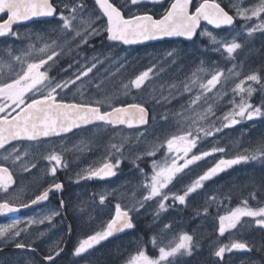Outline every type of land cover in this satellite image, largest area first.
Instances as JSON below:
<instances>
[{"label": "snow or ice", "instance_id": "1", "mask_svg": "<svg viewBox=\"0 0 264 264\" xmlns=\"http://www.w3.org/2000/svg\"><path fill=\"white\" fill-rule=\"evenodd\" d=\"M144 2L145 0H124L118 6L115 0H94L98 10L94 7L86 12L87 5L83 3V0H0V14H2L0 15V38L13 37L21 39V33L14 30V26L23 22L49 23V21H39L34 18H52L57 21V25L52 27L50 32L48 29H42L38 32L25 34L24 38L30 41L27 44L29 51L25 55H31L35 51L39 54V59L28 62L26 67H23L21 57L15 56L14 59L22 64L21 70L14 77L0 79V150L8 153L3 157L4 160H8L10 157H14V162L22 159L21 142H40L41 138L60 136L62 133H68L83 126H99L102 124L110 127L126 125L128 128H133L148 124V110L142 103L120 102L118 96L106 95L103 100L95 103H65L63 100H58L57 97L60 93L70 89L71 85H75L82 78L88 77L97 68L98 64L103 63L94 56L90 66L88 63L80 65L78 71L74 74V78L56 81L48 76L47 70L41 71V69L46 65L51 68L57 62L65 47L68 48V54L70 55L73 44L76 49H81L83 46L88 45L92 38L100 36L102 33L107 34L109 41L120 42L124 45L139 44L165 37H183L194 42V38L199 36L208 41V44L212 46V51H222L227 53L229 58H233V54L242 47L241 43L237 42L236 36L229 33L232 36L229 40L227 36H218L212 30L202 29V21L207 22L214 29H222L225 26H232L236 17L246 21L256 18L261 22L248 27V35L251 36L257 30H264V0H259L258 3L247 8L232 5L235 8V16L230 15L229 11H226L218 0H171L169 7L164 9L159 18L146 11L142 14L131 12L129 6H138ZM151 2L159 3L161 0H151ZM193 5H195L194 10ZM125 9L129 12L127 17ZM104 18H106V26L99 23ZM198 29H200L199 32ZM33 35H35L37 41L43 43L42 47L37 48L36 44L31 42ZM51 35H55L57 39H51L49 43L45 37ZM59 38H63V44H58ZM57 47L60 48L59 52L56 51ZM8 54L11 55V52L9 51ZM167 55L169 57L173 56L174 51L168 52ZM50 61L51 64H49ZM203 65L204 62L201 61V67L197 71L207 73L208 70ZM9 67L11 66L9 65ZM71 67L72 65L69 64V68ZM153 67L140 72L128 84H124L123 94L127 95L131 88L142 89L145 82L149 80ZM64 71H67V69ZM229 75L239 76V73H235L230 69ZM198 79L197 73L194 72L191 83H185L183 91L190 93L192 87L197 84ZM222 79H227V77H224L223 70L218 69L212 72L206 83L199 84L201 91L190 98L189 108L192 109L202 98H206L207 93L212 92L218 84L222 83ZM246 81L260 84L262 78L258 74L252 73L235 84L232 89L233 99L229 101L232 108L221 118L222 127L224 128L237 125L243 120L252 121L257 117L264 116V103L254 106L249 102V98L255 89L251 85L245 87ZM99 86L98 84L97 88ZM236 95H240L239 103H236L234 99ZM163 99L168 100L169 98L164 97ZM214 115L213 104H208L202 112L194 111V115L186 118L187 127L180 128V134L171 135L170 138L157 144L151 150L137 154L133 163L143 159L144 156L154 157L157 151L166 148L163 161L153 159L150 177L144 169H139L145 180L143 187L146 194L143 195L142 199L131 208H124L117 203L115 205V215L100 230L94 231L91 235L80 240L74 248L73 254L80 256L95 245L112 237L115 233L134 229L135 224L131 213H138L148 201H157L156 216L158 217L160 212L174 207L176 202L185 205L190 194L196 193L198 189L203 188L206 181L211 180L234 165L258 159L264 161V143H262L254 151L249 152L246 149L244 154H236L230 158H219L202 174L196 175L195 179L183 188L182 194L179 191L173 192L169 186L173 185L174 180L178 179V174L184 173L187 175L185 170L191 171L190 166L204 161L215 153L226 152L225 147L218 145H213L209 150H200L198 147L205 137L213 136L214 132L221 131L219 127L205 128L201 126L200 122L209 121ZM162 118L167 119L166 116ZM201 133H203V136H201ZM139 136H143V133H139L138 138ZM13 142L18 143L13 144ZM6 146L9 147L6 148ZM123 147V143L119 145L112 144L111 148L118 155L114 156L110 152L98 167L90 166L86 170L78 172L76 174L77 181L93 178L103 180L115 176L117 169L123 162ZM194 149L197 151L194 152ZM24 154L27 155L26 148H24ZM43 159L49 161L51 166L48 168V172L53 178L56 177L60 167L67 166L62 161L61 154L55 151H50L43 156ZM22 167L27 172L30 171V167L35 168L36 164L32 163L30 167L24 164ZM12 184V173L7 167L0 165V190L4 194H8ZM63 187V183L56 182L53 179L48 187L39 191L35 198L28 203L16 204L6 196L0 197L3 200V202H0V215L14 213L19 211L20 208L48 201L50 193L61 191ZM108 195V193L99 194L101 204L105 202ZM169 201L171 203H168ZM242 204L243 206H238L225 215L219 216L218 232L220 236H224L226 232L232 229H237L238 225L243 227L242 218L244 217L252 218L256 226L264 229V207H249L247 200H244ZM64 207V201L61 199L60 208ZM204 211L207 212V207L204 208ZM59 215H61L60 210L53 209L39 219L29 218L25 222L18 219L14 220L12 223L0 226V239L13 241L16 248H29L35 253V248L18 241L17 238L22 233L27 232L31 225L43 224L45 221L51 223L53 218ZM22 223L24 224L23 227H21ZM168 227L169 225H165V228ZM40 235L43 236V233L41 232ZM192 242L193 237L191 235L182 233L174 246H160L157 258L150 257L145 250L140 248L134 255L130 256L126 264H171L170 257H175L182 251L191 253ZM151 243L153 246L157 245L155 237L151 239ZM233 250L251 249L248 243L240 239H233L228 244L220 245L214 255L223 259L226 252H232ZM61 251L63 249L55 251V256H59ZM54 258L51 253L44 257L45 260L53 262V264ZM28 264H34V262L30 260Z\"/></svg>", "mask_w": 264, "mask_h": 264}, {"label": "flooded vegetation", "instance_id": "2", "mask_svg": "<svg viewBox=\"0 0 264 264\" xmlns=\"http://www.w3.org/2000/svg\"><path fill=\"white\" fill-rule=\"evenodd\" d=\"M170 2L171 0H164L161 5L156 6L161 10L160 14L169 7ZM218 2L221 3V6L226 11H229L230 15L235 16V8L230 6L229 0H218ZM42 21H49V23L31 22L16 26L14 30L19 31L31 25L45 26L50 24L53 19ZM260 22L256 18L246 21L236 17L231 28L214 29L204 22H201V28L212 30L218 36H226L228 32L233 30L241 32L242 28L248 25H257ZM199 31L200 29H198ZM255 33L256 41L253 42L258 46L252 45V49H255L253 56H244L243 52L249 47L250 36L245 35L246 33L244 34L242 31L237 39V42L241 43L242 47L239 49V54L234 61L248 64V68L250 66L258 68L257 74L260 72L258 75L263 77V83L257 89L254 88V94L250 97L249 102L254 106H259L264 103V30H257ZM244 37L247 38L241 42ZM11 38H0V44L10 41ZM101 39L103 40V37ZM102 40H100L99 36L92 38L88 45L77 49V56L66 55L65 49L67 47H65L62 56L50 69L52 72H47L48 76L56 81H59L60 77L65 79L74 78V74L78 71L80 65L88 63L90 66V63L93 62L92 57L95 55V57L103 61L102 64H105L108 61L107 57L100 58L97 55L101 44H106ZM158 46H165L174 51L173 56L167 59L164 58L165 60H161L160 63L162 66L167 65L178 73L180 72L178 78L183 77L192 80L194 72L197 73V76L201 74L210 76L212 73L211 64L228 60L224 52L223 54L202 53V49H208L211 46L205 38L199 36L194 38V42L184 40L164 41L150 47ZM105 47L106 45L103 46V48ZM256 47L260 49V52ZM201 59H204V63L205 60L209 62L210 66H205L208 70L207 73L197 71L201 67V63H199ZM77 61L79 63H76ZM69 64L72 65L71 68H69ZM65 69L67 71H64ZM97 71V68L94 69L88 77L77 81L75 85H71L70 89L60 93L57 99L63 100L65 103H95L103 100L106 95H111L114 89L108 86L111 82L110 79L104 78L103 84H101ZM0 79L2 78L0 77ZM98 84L100 85L99 88H97ZM115 92L116 90L113 95ZM190 98L191 96L189 95L187 103L178 104L175 109L178 111L185 110L189 106ZM118 128L127 129L125 127H110L102 124L99 126L89 125L60 136L41 138L40 142H21L22 159L15 162L14 157L4 160L3 157L8 155V153L0 150V165L7 167L13 175V184L9 189V193L4 194L0 190V197L6 196V198L13 200L16 204L28 203L35 198L39 191L48 187L53 179L64 185L61 191L50 193L48 201L20 208L19 211L14 213L0 215V226H2L17 219L22 222L27 221L29 218L39 219L53 209H59L61 212V215L54 217L51 223L45 221L43 224H33L28 228L27 232L22 233L17 238L18 241L35 248V253L29 248H16L13 241L0 239V264H28L30 260L34 264H53V262L44 259L50 253L55 257L54 264H126L130 256L134 255L140 248L155 259L159 256L158 249L160 246H174L175 243L169 242L168 235L181 222L188 223V234L193 237L192 251L190 254L182 251L175 257H170L171 264H179L181 255L185 256V254L190 257L189 264H264V229L256 226L252 218H242L244 226L238 225L237 229L226 232L224 236H220L218 232L219 216L225 215L228 211L238 206H243L242 202L244 200L248 201L249 207H264V169L257 167L253 163L250 166L238 164L231 169L225 170L216 183L212 184L211 182L207 185L208 181H206L203 188L198 189L196 193L190 194L186 199L185 205H180L176 202L174 207L161 212L158 217L156 216V211L149 212L150 210L146 211L143 208L138 213H131L135 224L134 229H127L123 234L109 237L80 256L74 255V248L80 240L91 235L94 231L100 230L115 215V205L117 203H120L124 208H131L137 204L140 200L139 197L142 195L141 188L138 187L139 181L135 182L136 176L139 177V175L137 174L133 177L132 174L123 173L125 171L121 168L122 163L117 169V174L113 177L103 180L93 178L77 181L76 174L78 172L86 170L90 166L98 167L101 164L99 159H97L98 148L91 147L93 139L99 138L101 129L109 133ZM16 143L18 142H13V144ZM132 146L135 150L140 147L136 142H131L125 144L123 150H132ZM198 146H202L201 143ZM24 148L27 149V155L24 154ZM199 149L206 150L201 147ZM50 151L61 154L62 161L67 165L58 169L55 178L48 172V168L51 166L49 161L43 159V156ZM162 151L163 149L154 157L143 158L135 163L132 161H123V163L127 165V168L129 167L128 171L139 165V168H144L148 174L150 170L145 168V164H152L153 159L157 161L164 159ZM193 151L197 150L194 149ZM210 157L204 161L197 162L196 165L190 166L191 171L186 169L185 172L188 173V178L184 173L178 174V179L173 181L175 186H169L172 191H179L182 194L181 183L189 184L195 179L196 174L206 168V163ZM32 163L36 164L35 168L30 167ZM52 163L54 164L55 162ZM24 164L30 167V171L26 172L23 170L22 165ZM148 176L150 177L151 175L148 174ZM126 183L128 187L121 188V184ZM100 193L109 194L103 204L99 200ZM213 197L215 198L214 200L212 199ZM61 199H63L65 204L62 209L60 208ZM154 201L156 200L148 203ZM0 202H3V200L0 199ZM168 203H171V201ZM205 207H207V212L204 211ZM165 225H169V227L165 228ZM23 226L24 224L22 223L21 227ZM41 232L43 236L40 235ZM153 237L157 240L156 246L151 243ZM233 239H240L248 243L251 250L226 252L223 259L214 255L220 245L228 244ZM59 249H63V251L60 252L59 256H55V251Z\"/></svg>", "mask_w": 264, "mask_h": 264}, {"label": "rangeland", "instance_id": "3", "mask_svg": "<svg viewBox=\"0 0 264 264\" xmlns=\"http://www.w3.org/2000/svg\"><path fill=\"white\" fill-rule=\"evenodd\" d=\"M238 1V2H237ZM124 0H115V3L119 6L121 3H123ZM230 6L237 5L241 8H247L251 7L252 5L259 2V0H229ZM83 3L87 5L86 12L88 10L93 9L94 7L98 10V7L95 6L94 0H83ZM131 8L132 13L142 14L143 12H148L149 14H153L155 17H159L161 15V10L158 9L156 6L151 5H140V6H129ZM125 15L129 14L128 10L125 9ZM102 25L106 26V19L104 18L102 21H100ZM257 23V22H256ZM57 25V21L53 20L50 24L45 26H39V25H31L28 26L25 29L19 30L18 32L21 33V39H15L11 38L10 41H6L2 44H0V77L2 79H7L9 77H14L17 72L21 70L22 64L21 62H18L14 59L15 56H20L21 61L23 62V67H26V64L28 62H34L39 59V54L35 51L32 52L31 55H25L29 50L27 48V44L30 42L28 39H25L26 33H33L38 32L42 29H48L49 32L52 27H55ZM252 27L251 25H248L241 30L244 32L245 35H248L247 28ZM29 28V29H28ZM242 31L233 30L231 32L227 33V37L229 40H231L232 36L229 35L231 33L232 35H235L238 39V36L241 35ZM256 33L254 32L250 38H249V47L245 49L244 56L252 55L255 52V49L253 51L252 45L258 46L256 43ZM96 37V36H95ZM103 37V40L106 42V44H101L98 57H107V60L105 64H99L97 65L98 69V75H99V82L101 84L104 78H109V88L110 86L114 89H110L112 91L111 95L119 97L120 102H125L136 100L137 97H140L142 94L145 95L148 91V89H152L154 87V84L158 82L157 79H165L169 78V82L161 85L160 88L157 90V85L155 86L156 95H160L162 91H169L170 93L178 92L179 96H191L194 97L197 95L201 90L199 87L200 83H206L207 79L210 78V76H207L206 74L198 75L199 79L197 81V84L192 87V91L184 92L183 88L185 83H191V80L185 79L183 77L178 78V73L176 70H173L170 66L167 65L162 66L161 60L164 58L167 59L169 56L167 55L168 52L172 51L170 48H166L165 46H158V47H145V48H125L121 45H117L113 43L112 41H109L107 39V34L102 33L99 38ZM247 37H244L241 42L245 41ZM45 39L50 43L51 39H57L55 35L46 36ZM102 40V41H103ZM254 41V42H253ZM31 42L36 44V47H42L43 43L41 41H37L35 35L31 37ZM58 44H63V38L58 39ZM106 45L105 48L103 46ZM242 45V44H241ZM211 46V45H210ZM212 47V46H211ZM211 47L208 49H202V53H220L223 54V52H216L212 51ZM73 50L71 51V54H68V48L66 50V55L68 56H77V49L75 48V45H72ZM257 50L260 49L256 47ZM9 51L11 52V55H9ZM56 51H60V48L57 47ZM64 52V50H63ZM62 52V54H63ZM61 54V56H62ZM228 60L219 61L218 63L211 64L212 66V72L216 70H223L224 77H227L226 80L222 79V83L218 84L215 89L212 90V92L207 93L206 98H202L197 105L193 106L192 109L189 108V106L182 111L180 115L177 117H173L171 119H163L162 117L160 119L157 118L156 115H153L152 118V125L147 126L144 129H124V128H118L117 130H112L109 133H106V130L101 129L99 132V138L96 137L93 139V143L91 144V147L98 148V154L97 159H99V163H102L111 152L114 156L118 155L114 152V150L111 148L112 144H129L131 142L137 143L140 145L138 150L133 149L129 151H123V161L130 162L134 160L135 156L139 153L145 152L146 150H151L153 147H155L157 144L162 143L167 138H170L171 135L174 134H180L179 130L182 127H187V121L186 118L189 116L194 115L195 112H202L204 109L207 108L208 104L214 105V111L215 115L210 118L209 121L200 122L201 126L205 128L209 127H219L221 128V131L214 132L213 136L205 137L201 141L202 146H198L201 148H204L206 150H209L213 145H218L225 147L226 152L225 153H215L213 156L210 157L208 162L206 163V168L203 170L205 171L208 167L212 166V164L218 160L219 158H230L231 156H234L236 154H244L245 150L247 149L249 152L254 151L260 144L264 143V116L257 117L252 121L243 120L241 123L224 128L222 127L221 118L223 115L228 112L232 108V104L229 103L233 99V92L232 89L235 87L236 83H239L240 80L245 79L246 76L256 73L258 71V68H255L254 66H250L248 68V64H243L240 62L234 61L235 57L239 54V49L236 53L233 54V58H229L227 53H225ZM259 54V53H258ZM263 55V54H262ZM96 56V55H95ZM46 58V57H45ZM56 59V58H54ZM164 59V60H165ZM201 61H204V59L199 60V63ZM221 62V63H220ZM52 62L50 61L49 64ZM160 63V64H159ZM209 62L205 60L204 67L210 66L208 64ZM208 64V65H207ZM9 65L11 67H9ZM123 65V66H121ZM201 65V64H200ZM54 64L52 65V67ZM155 66V67H153ZM51 67V68H52ZM149 67H153V72L150 73V78L145 82V85L142 87V89H135L131 88L128 91L127 95L123 94V85L128 84L131 79H134L136 75H138L140 72L147 70ZM48 66L46 65L41 69V71L47 70V72H52ZM239 68V69H238ZM233 70L235 73H239V76L229 75V70ZM257 70V71H256ZM3 74V75H2ZM2 75V76H1ZM262 82L260 84H256L251 81L245 82V87L248 85H251L253 88H256L258 86H261L263 83V77ZM61 79H65L63 77H60ZM180 79V80H179ZM179 80V81H178ZM174 86V87H173ZM107 87V86H106ZM180 90V91H179ZM254 94V92H253ZM252 94V95H253ZM246 95V94H245ZM147 96V95H146ZM133 97V98H132ZM236 103H239L240 101V95H236L234 97ZM250 101V98H249ZM144 106L145 104L151 103L152 100L148 99L147 97L144 99ZM129 103H136V102H129ZM147 107V106H145ZM139 133H143V136H139ZM201 136H203V133H201ZM98 139V140H97ZM163 149V153L166 151V148ZM160 149V150H161ZM157 151V153L160 152ZM156 153V154H157ZM148 156H144L143 158H147ZM163 161V159L159 160ZM253 163L257 165V167H260L261 169H264V161L261 160H252L248 162H242L241 164H247L250 166V164ZM151 165L152 164H145V168L149 169V175H151ZM121 168H123V173H129L132 174L134 177L135 175H139V177L136 176L135 182L139 181L138 187L141 188L142 195L139 197V199H142L143 195L146 194V191L143 187V184L145 183L144 177L142 176L140 172L139 167L132 168V170H129V167L127 168V165H124L122 162ZM144 169V168H142ZM231 169V168H229ZM145 173L146 170L144 169ZM203 171H201L198 174H201ZM196 174V175H198ZM223 172L218 174L216 177L212 178L208 181L207 185L212 182V184L216 183L222 176ZM185 175V174H184ZM183 175V176H184ZM188 175V173H187ZM186 175V176H187ZM188 178V176H187ZM188 183H181V189H183ZM128 184H121V188H126ZM133 186V185H132ZM119 187V186H118ZM117 191V190H116ZM119 191V190H118ZM149 202V201H148ZM146 203L143 209L146 211L150 210L149 212H154L157 209V201H154L152 203ZM161 213V212H160ZM182 233L188 234V223L187 222H181L180 225L175 226L172 231H170L168 238L170 243H175L178 239V237ZM179 264H189L190 257L185 254V256L181 255ZM201 263V262H200ZM196 264V263H195Z\"/></svg>", "mask_w": 264, "mask_h": 264}, {"label": "trees", "instance_id": "4", "mask_svg": "<svg viewBox=\"0 0 264 264\" xmlns=\"http://www.w3.org/2000/svg\"><path fill=\"white\" fill-rule=\"evenodd\" d=\"M158 82L154 84V87L152 89H148L147 93L145 95H141L140 97H137L136 100H131L132 102H138L144 104V99L147 97L148 99H151L152 102L145 104L147 106L146 108L149 110L150 113V119H149V125H152V118L153 115H156L158 119L161 117H167V119H171L173 117H177L182 113L183 110H177L175 109L178 104H186L188 97L187 96H182L180 97L178 92L172 93L170 96L169 91H162L160 95H156V91L158 88H160V84L164 85L169 82V78L165 79H157ZM180 80V79H179ZM178 80V81H179ZM157 85V90L155 89V86ZM180 91V90H179ZM147 95V96H146ZM164 97H168V100L163 99ZM131 101H125L124 103H129Z\"/></svg>", "mask_w": 264, "mask_h": 264}, {"label": "water", "instance_id": "5", "mask_svg": "<svg viewBox=\"0 0 264 264\" xmlns=\"http://www.w3.org/2000/svg\"><path fill=\"white\" fill-rule=\"evenodd\" d=\"M164 2V0H161V2H159V3H153V2H151V0H145V2L144 3H141L140 5H152V6H158V5H161L162 3ZM140 5H138V6H140ZM98 7V6H97ZM0 15H2V14H0ZM35 20H39V21H42V20H50V19H52V18H34ZM106 19V18H105ZM31 22H33V21H28V22H23L22 24H20V25H23V24H26V23H31ZM202 22H204V21H202ZM204 23H206L207 24V22H204ZM20 25H17V26H20ZM209 26H211V25H209ZM233 26V25H232ZM232 26H225L224 28H231ZM14 27H16V26H14ZM211 27H213V26H211ZM175 41V40H184V41H188V40H186L185 38H183V37H165V38H163V39H159V40H151V41H146V42H144V43H139V44H132V45H124V44H122V43H120V42H113V43H115V44H118V45H121V46H123V47H125V48H132V47H135V48H137V47H146V46H150V45H154V44H156V43H160V42H164V41ZM148 121H149V112H148ZM87 126H89V125H87ZM147 126V124L146 125H141V126H138V127H133V128H128L126 125H118V126H116V127H126V128H128V129H140V128H144V127H146ZM83 127H86V126H83ZM82 128V127H81ZM77 129H79V128H77ZM74 130H76V129H73L72 131H74ZM71 131V132H72ZM68 133H70V132H68ZM62 134H67V133H62ZM109 178V177H108ZM105 179H107V178H105ZM126 231V230H125ZM125 231H123V232H119V233H115L113 236H115V235H120V234H123V233H125Z\"/></svg>", "mask_w": 264, "mask_h": 264}, {"label": "bare ground", "instance_id": "6", "mask_svg": "<svg viewBox=\"0 0 264 264\" xmlns=\"http://www.w3.org/2000/svg\"><path fill=\"white\" fill-rule=\"evenodd\" d=\"M238 69H239V68H238ZM256 71H257V70H256ZM259 71H260V70H259ZM258 74H260V72H259ZM75 144H76V143H75ZM70 147H71V146H70ZM70 147H69V148H70ZM96 149H97V148H96ZM68 150H69V149H68ZM74 157H75V156H74ZM120 178H121V177H120ZM120 178H119V179H120ZM122 179H123V178H122ZM115 184H116V183H115ZM118 202H119V201H118ZM119 204H120V203H119Z\"/></svg>", "mask_w": 264, "mask_h": 264}]
</instances>
